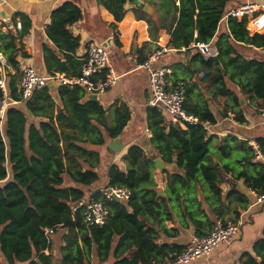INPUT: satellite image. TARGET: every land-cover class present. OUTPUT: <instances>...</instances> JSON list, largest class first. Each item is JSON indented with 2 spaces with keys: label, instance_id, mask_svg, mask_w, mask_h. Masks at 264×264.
<instances>
[{
  "label": "trees",
  "instance_id": "1",
  "mask_svg": "<svg viewBox=\"0 0 264 264\" xmlns=\"http://www.w3.org/2000/svg\"><path fill=\"white\" fill-rule=\"evenodd\" d=\"M178 1L175 5V0H161L163 5L166 2L167 10L173 7L178 12L168 46L176 50L184 47L188 52L192 44L212 41L218 52L207 59L199 52L191 57V61L214 66L217 71L209 72L208 77L194 84L204 87L214 84L221 94H231L220 65L233 66L232 77L249 74L244 93L261 104L264 61L245 59L235 47L241 43L264 49V32L250 34L245 17H230L229 35H216L227 4L238 0ZM125 3L126 0H103L115 22L122 20ZM138 10L135 7L136 15ZM81 17L80 9L72 2H64L52 11L44 30L53 47L43 45L42 48L48 74L80 75L84 61L75 56L79 37L69 27ZM18 20L19 29L15 19H12V29L5 32L0 29V53L6 58V67L14 69V73H7V93L19 101L6 109L0 124V264L1 259L5 264H53L56 257L62 264H90L92 258L109 264H153L172 259L182 247L158 239L161 234L171 235L165 221L172 219L173 213L182 222L187 220L186 226H193L195 237H203L214 224L208 212L221 219L225 199L233 197L240 209L248 205L249 199L237 189H230L222 201L224 181L242 179L253 193L264 191V164L256 159L257 152L264 157V137L256 138V149L231 135L213 147L216 137L201 123L214 124L215 117L208 104L187 103L194 84L189 85L188 80L180 78L172 84L184 83V108L198 118L197 124L182 128L159 109L146 108L149 142L156 155L175 168L162 170L164 195L159 194L154 177L153 156L139 145H130L122 157L125 168L112 163L106 174L107 186L126 188L130 193L128 200H105L93 195L92 198L107 206L109 215L101 226L85 224L83 209L72 211L71 207L86 198L85 187L98 182L101 158L97 147L120 136L130 119V110L125 103L117 101L103 107L98 101L87 99L84 89L78 85L56 84L54 90L45 85L22 99L16 67L18 57H27V53L16 43L27 36L30 20L24 15H18ZM146 20L150 22V32L153 31L148 16ZM110 28L116 30V23H111ZM113 39L120 46L116 33ZM131 48H134L133 42ZM143 61L144 58L140 59ZM233 99L237 101L235 96ZM234 118L244 122L239 113ZM238 217L234 209L228 218ZM46 229H51L50 243ZM56 233L57 247L52 240ZM239 264H264V238L257 239L251 251L241 254Z\"/></svg>",
  "mask_w": 264,
  "mask_h": 264
},
{
  "label": "crops",
  "instance_id": "2",
  "mask_svg": "<svg viewBox=\"0 0 264 264\" xmlns=\"http://www.w3.org/2000/svg\"><path fill=\"white\" fill-rule=\"evenodd\" d=\"M148 6L147 10L138 7L137 4L126 0L124 7L126 12L121 21L115 22L113 15L103 4V0H0V29L7 31L13 28L12 19L18 20V15L27 16L30 20V28L27 36L18 39L16 46L27 53V57H18V61H26L31 64L38 73L48 74L43 60V45L53 47L52 42L47 38L44 27L50 23L52 11L61 6L64 2L74 3L81 11L82 17L73 23L69 29L71 33L79 37V47L75 56L82 59L85 52V46L89 41H96L102 44L110 54V64L114 73L118 76L115 83L108 87L102 95L98 96L97 101L107 107L113 102L125 103L130 110V119L124 127L122 133L117 138L120 141V149L113 139H108L105 144L97 147L101 161L97 169L98 182L85 187L86 198L97 195L102 198L99 189L107 185V168L115 163L122 169L125 164L122 160L130 145L136 144L143 148L148 154H155L154 148L149 142L150 131L146 125V108L149 98L147 73L141 69L140 59H147L151 52L162 50L159 58L155 61L156 65H166L169 68L167 74L168 83H173L177 79H186L190 84L195 81L208 77L209 72L215 74L216 67H207L198 61H191V57L196 53L207 59L217 55V49L213 42H208L209 52L201 53L197 48H191L185 52V48L180 50L170 48L168 41L170 31L175 26L178 12L171 7L166 9L161 0H139ZM243 0L229 2L225 11L218 22L216 35L226 33L229 35L228 18L225 13L228 9ZM264 2V0H261ZM179 1L175 0V5ZM135 7L139 10L134 11ZM168 7V6H167ZM151 20H146V17ZM111 23H116V30L110 28ZM19 29V28H17ZM250 34L256 31L252 24L247 25ZM114 33H116L120 46L114 44ZM132 42L134 48H131ZM236 51L245 59L258 58L264 61V49L251 48L245 44L237 43ZM234 56L233 53L230 54ZM225 86L231 94H221L217 87L202 86L194 84L191 87V98L187 103L191 106H197L203 103L208 104L215 117V123L210 125L211 133L216 140L212 146L227 135L234 136L238 141H245L248 145L255 142L256 138L264 137V117L258 111L260 106L257 100H252L248 94L244 93L245 82L248 81L249 74L246 76H231L235 72L233 66L222 67L220 65ZM5 78L7 73H14L10 67L2 68ZM194 73V74H192ZM189 74L191 76H189ZM18 85V82H17ZM236 97L235 102L233 97ZM261 103V102H260ZM244 119V122L235 120V114ZM167 119L168 117L165 116ZM169 120V119H168ZM162 170H174L173 164H167L162 159ZM217 162L216 160L214 161ZM245 168V167H244ZM155 168V180L158 183L159 194L164 195L165 173ZM230 177V174H228ZM230 189H237L249 199L248 205L244 209L238 208L233 197L225 199V194ZM223 206L221 219L232 216L234 209L239 213L238 220L240 226L234 238L229 243H221L214 248L208 255L202 256L186 264H239V257L245 251H251L253 243L260 238H264V202H255V193L248 190L243 180L228 179L221 184ZM224 198V199H223ZM205 207V203H203ZM211 221L214 223L219 220L215 214L208 212ZM188 221L182 222L174 213L172 219L165 221L166 229L171 235L166 233L160 235L158 241L166 242L169 245H176L184 249L195 237V230L192 225L186 226ZM158 229L156 226L154 227ZM174 229V230H171ZM55 247L59 245L58 233L53 234ZM57 240V241H56ZM55 253V250L53 251ZM58 259V257H57ZM1 263L5 264L1 259ZM90 264H109L100 263L92 258Z\"/></svg>",
  "mask_w": 264,
  "mask_h": 264
},
{
  "label": "built area",
  "instance_id": "3",
  "mask_svg": "<svg viewBox=\"0 0 264 264\" xmlns=\"http://www.w3.org/2000/svg\"><path fill=\"white\" fill-rule=\"evenodd\" d=\"M227 18L242 19L246 18L247 25L252 24L256 31L264 32V2L261 0H243L225 13ZM16 28H20L19 22H16ZM201 53L209 52L208 44L197 43L194 45ZM162 50L151 52L148 58L143 61L139 67L147 73L149 98L147 106L159 109L168 117V119L182 128L187 125L197 124L198 118L188 113L184 108L185 85L178 81L174 84L168 83L167 74L169 68L166 65H156L155 61L159 58ZM82 60L81 73L75 77L65 76L62 73L55 75L40 74L36 69L26 61H18L16 72L18 73V92L22 99L30 97L32 92L40 89L47 84L49 80H54L56 84L78 85L83 88L86 95H102L105 90L112 86L118 76L114 73L110 64L109 51L99 42L89 41L85 46V52ZM6 67V58L0 53V124L2 123L6 109L18 100L11 98L7 93L6 78L2 68ZM258 111L264 117V99L262 100ZM201 125L211 133L209 123L204 122ZM255 149V143L251 144ZM256 159L264 164V157L257 152ZM101 197L105 200H113V195L121 201H127L129 191L124 187L104 186L99 189ZM255 202H264V191L255 193ZM78 208L83 209V221L85 224L101 226L105 223L109 211L107 206L100 200L94 198L81 199L72 205V211ZM240 226L238 219L226 218L217 220L211 227L207 235L203 237H194L191 242L172 259H167L153 264H186L202 256L208 255L214 248L221 243H229L237 233ZM51 229H46L47 242L50 243L49 233ZM47 254L48 251L45 250Z\"/></svg>",
  "mask_w": 264,
  "mask_h": 264
},
{
  "label": "water",
  "instance_id": "4",
  "mask_svg": "<svg viewBox=\"0 0 264 264\" xmlns=\"http://www.w3.org/2000/svg\"><path fill=\"white\" fill-rule=\"evenodd\" d=\"M129 2H132V3H135L137 4L138 7H142L144 10H147L148 9V6L146 4H143L141 1L139 0H128ZM51 90H54L55 88V82L54 80H49L46 84ZM86 98L89 99V100H93V101H97L98 97L96 94H88L86 95ZM114 143H117L119 145V149H120V141L118 138H114L113 139ZM153 156V162H154V165H155V168L157 170H162L163 169V162L161 161V158L159 157H156L155 154H151ZM113 200H116V201H119L120 199H118L117 196L113 195ZM53 264H62L61 263V260L58 258V259H55V261L53 262Z\"/></svg>",
  "mask_w": 264,
  "mask_h": 264
},
{
  "label": "rangeland",
  "instance_id": "5",
  "mask_svg": "<svg viewBox=\"0 0 264 264\" xmlns=\"http://www.w3.org/2000/svg\"><path fill=\"white\" fill-rule=\"evenodd\" d=\"M210 148H211V146H210ZM52 240H53V242L55 243V240H54V239H52ZM55 259H57V257H56Z\"/></svg>",
  "mask_w": 264,
  "mask_h": 264
}]
</instances>
